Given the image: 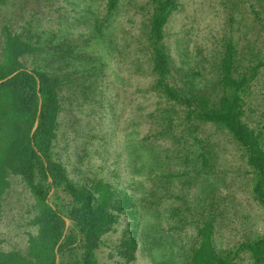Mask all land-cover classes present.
Wrapping results in <instances>:
<instances>
[{
  "label": "trees",
  "instance_id": "16d2710c",
  "mask_svg": "<svg viewBox=\"0 0 264 264\" xmlns=\"http://www.w3.org/2000/svg\"><path fill=\"white\" fill-rule=\"evenodd\" d=\"M120 1L104 0L100 15L88 11L82 16L86 32L60 30L61 34L52 32L45 41L29 22L0 23V80L14 73L0 82V218L19 184L27 195L22 219L30 228L23 248L0 247V264H56V259L57 264H99L96 253L102 237L123 214L135 226L144 216L167 217L177 229H192L194 234L181 251L184 264H238L232 251L215 249L214 197L204 199L214 192L217 196L214 179L206 173L216 167L213 137L218 132L241 152L253 198L264 209V42L251 39L244 25L242 38L222 34L197 68L177 67L166 42V25L180 0H127L125 4L140 17L147 65L143 74L150 78L137 93L156 98L148 111L138 104L141 112L133 119V124L148 123L140 139L143 148L136 156L149 158L150 166L153 163L147 173L153 186H146V180L134 181L136 191L142 188L140 195H134L95 174L82 185L69 178L55 157V142L72 124L70 117L76 119L74 111L88 107L96 113L93 105L102 106L112 81L91 49L108 35L106 28ZM256 1L249 3L248 11L253 33L264 29L263 5ZM41 52L47 54L44 66L30 67L25 58ZM137 61L136 57L132 63L134 72L142 73ZM164 160L173 168L154 172V162ZM205 202L210 210L203 213ZM153 220L147 218L142 225ZM136 231L130 229L133 245ZM237 248L248 255L245 264H264V236L248 238Z\"/></svg>",
  "mask_w": 264,
  "mask_h": 264
},
{
  "label": "rangeland",
  "instance_id": "374dc122",
  "mask_svg": "<svg viewBox=\"0 0 264 264\" xmlns=\"http://www.w3.org/2000/svg\"><path fill=\"white\" fill-rule=\"evenodd\" d=\"M126 1H120L112 24L106 28V38L93 44L91 49L98 57L96 63L103 66L112 81L102 106L93 105L96 113H90L88 107L74 111L76 119L70 117L72 124H68L64 135L59 133L54 151L56 159L65 166L69 178L76 184L82 185L87 177L95 174L106 177L130 194L140 195L142 188L136 191L134 181L146 180V186H153L147 178L153 163L150 166L149 158L136 156V151L143 148L141 143L144 142L140 139L147 133L148 123L141 120L139 124H133V119L141 112L136 108L138 104L145 106L142 110L145 112L154 108L156 98L137 93V88L146 87L150 78L145 72L143 74L147 65L141 50L140 17L133 15L131 7L125 5ZM250 2L257 3L256 0H180L179 9L172 13L166 25V42L175 65L184 70L197 68L201 58L213 51L215 41L222 34L242 38L244 25L251 39L257 44L264 42V29L257 26L259 33L251 31ZM261 3L263 11L264 0ZM103 4L104 0H7L0 4V23L7 19L15 26L29 22L39 39L45 41L52 32L57 35L61 31L86 32L88 27L81 24L82 16L88 11L100 15ZM46 57L47 54L41 52L35 58L26 57L25 60L30 67L44 66ZM136 57L142 73L134 72L132 63ZM262 102L264 105V99ZM213 138L216 141V167L206 175L210 180L214 179L218 191L217 196L214 192L204 198L208 201L214 197L211 207L215 215L213 243L217 251L230 250L238 264H245L248 255L237 247L248 238L264 236V209L253 198L250 175L241 152L223 133L218 132ZM157 143L167 146L164 142ZM169 167L172 166H167L164 160L162 164L154 162L152 170L167 173ZM25 197L22 187L16 184L8 199L10 203L0 218V247L3 249L25 246L26 231L30 229L22 219L26 216L22 208ZM165 203L167 200H164V207L169 208ZM202 207L203 213L210 210L207 203ZM147 218L154 220L142 225ZM133 227L137 230L134 245L130 238ZM192 234V229H177L167 217L144 216L135 226L129 216L123 214L113 229L102 237L96 255L99 264H184L181 251Z\"/></svg>",
  "mask_w": 264,
  "mask_h": 264
},
{
  "label": "water",
  "instance_id": "95a60500",
  "mask_svg": "<svg viewBox=\"0 0 264 264\" xmlns=\"http://www.w3.org/2000/svg\"><path fill=\"white\" fill-rule=\"evenodd\" d=\"M13 74H14V73H12L11 75L7 76L6 78L0 80V82L3 81V80H5V79H7V78H9V77H11ZM37 115H39V110H38V114H37ZM37 120H38V116H37V118H36V120H35V123H34V126H33V130H34V129L36 128V126H37ZM69 223H70V222H69L68 220H66V226H69ZM56 264H57V259H56Z\"/></svg>",
  "mask_w": 264,
  "mask_h": 264
}]
</instances>
